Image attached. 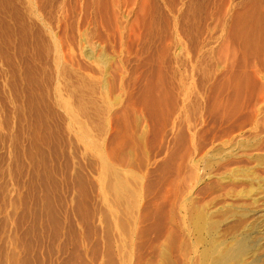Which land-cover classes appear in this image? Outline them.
I'll list each match as a JSON object with an SVG mask.
<instances>
[{
    "label": "rangeland",
    "instance_id": "1",
    "mask_svg": "<svg viewBox=\"0 0 264 264\" xmlns=\"http://www.w3.org/2000/svg\"><path fill=\"white\" fill-rule=\"evenodd\" d=\"M235 237L264 264V0H0V264Z\"/></svg>",
    "mask_w": 264,
    "mask_h": 264
},
{
    "label": "bare ground",
    "instance_id": "2",
    "mask_svg": "<svg viewBox=\"0 0 264 264\" xmlns=\"http://www.w3.org/2000/svg\"><path fill=\"white\" fill-rule=\"evenodd\" d=\"M119 185V184H118ZM111 186V184H110ZM118 187V186H117ZM110 188V187H109ZM115 192V191H114ZM118 193V192H117ZM239 193V192H237ZM123 195V194H122ZM253 202V201H252ZM205 206V205H204ZM201 208V207H200ZM192 210V209H191ZM212 211V210H211ZM202 212V210H201ZM176 213V211H175ZM213 221V220H212ZM215 222V221H214ZM243 224V223H242ZM214 225V224H213ZM199 226V225H198ZM203 226V225H202ZM197 227V225H196ZM200 229V228H198ZM202 229V228H201ZM235 230V229H234ZM201 232V230H200ZM170 236V235H169ZM204 238V237H203ZM187 239V238H186ZM198 239H201L200 237ZM236 240V237H235ZM204 241V240H203ZM212 241V240H211ZM202 242V241H201ZM216 242V241H215ZM234 243L227 245L225 242H220L215 244L213 249L211 250L209 256L205 257L204 262L206 264H240L243 260L244 255H248L251 250L252 246L249 245L248 240H236L233 241ZM184 244V243H183ZM211 244V243H210ZM184 246V245H183ZM213 246V245H212ZM260 252V251H259ZM163 254V253H162ZM252 255V254H251ZM166 257V254H165ZM175 257V256H174ZM178 257V256H177ZM208 257V258H207ZM254 257V255H253ZM204 258V257H203ZM258 258V257H257ZM170 259V258H169ZM176 259V258H175ZM254 259V258H253ZM171 261V260H169ZM169 263V262H168ZM178 263V262H177ZM258 259H254L252 262L247 264H259ZM246 264V262H245Z\"/></svg>",
    "mask_w": 264,
    "mask_h": 264
}]
</instances>
